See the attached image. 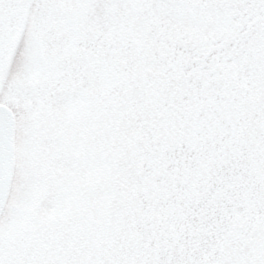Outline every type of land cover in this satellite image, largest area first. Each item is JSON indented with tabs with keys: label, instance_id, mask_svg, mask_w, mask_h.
<instances>
[{
	"label": "snow or ice",
	"instance_id": "obj_1",
	"mask_svg": "<svg viewBox=\"0 0 264 264\" xmlns=\"http://www.w3.org/2000/svg\"><path fill=\"white\" fill-rule=\"evenodd\" d=\"M0 264H264V0H0Z\"/></svg>",
	"mask_w": 264,
	"mask_h": 264
}]
</instances>
